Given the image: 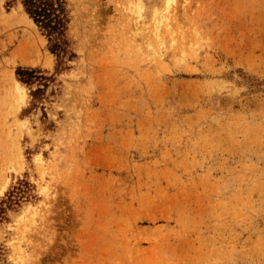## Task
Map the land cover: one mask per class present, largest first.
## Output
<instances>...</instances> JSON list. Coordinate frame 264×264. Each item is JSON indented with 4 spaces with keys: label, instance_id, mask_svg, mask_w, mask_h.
I'll return each instance as SVG.
<instances>
[{
    "label": "rangeland",
    "instance_id": "rangeland-1",
    "mask_svg": "<svg viewBox=\"0 0 264 264\" xmlns=\"http://www.w3.org/2000/svg\"><path fill=\"white\" fill-rule=\"evenodd\" d=\"M6 1L0 264H264V0H66L58 73Z\"/></svg>",
    "mask_w": 264,
    "mask_h": 264
},
{
    "label": "trees",
    "instance_id": "trees-1",
    "mask_svg": "<svg viewBox=\"0 0 264 264\" xmlns=\"http://www.w3.org/2000/svg\"><path fill=\"white\" fill-rule=\"evenodd\" d=\"M19 2L27 17L32 20L38 30L45 36L47 47L55 56V73L68 68L67 61L72 60L75 54L69 48L68 27L70 22L69 9L66 0H7V7ZM15 76L19 82L26 86L36 85L31 90L33 98L41 92V86L53 81L52 75H43L39 68L17 66ZM31 185L26 180L17 182V186L8 191L6 198L0 202V222L5 209L17 204L22 198L27 197ZM0 246V261L3 255Z\"/></svg>",
    "mask_w": 264,
    "mask_h": 264
},
{
    "label": "bare ground",
    "instance_id": "bare-ground-1",
    "mask_svg": "<svg viewBox=\"0 0 264 264\" xmlns=\"http://www.w3.org/2000/svg\"><path fill=\"white\" fill-rule=\"evenodd\" d=\"M18 6H19L20 9H22L20 3L18 4ZM22 13H23V15L26 17V19L30 22V24H31L34 28H36L35 25H34V23L31 21V19H29V18L27 17V15H26L23 11H22ZM13 81H14V83H15L16 85H19V83H18L15 79H14ZM4 184H5V183H4ZM4 184H3V185H4ZM3 185H2V186H3ZM1 189H3V187H1ZM1 189H0V191H1Z\"/></svg>",
    "mask_w": 264,
    "mask_h": 264
}]
</instances>
